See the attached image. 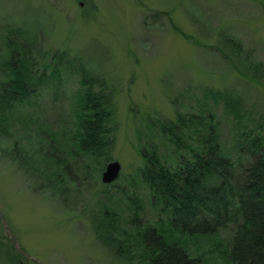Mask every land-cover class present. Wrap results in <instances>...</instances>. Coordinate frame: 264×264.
Returning a JSON list of instances; mask_svg holds the SVG:
<instances>
[{
    "label": "rangeland",
    "instance_id": "obj_1",
    "mask_svg": "<svg viewBox=\"0 0 264 264\" xmlns=\"http://www.w3.org/2000/svg\"><path fill=\"white\" fill-rule=\"evenodd\" d=\"M11 29L41 37L42 61L66 51L106 80L115 90L114 142L108 160L72 154L81 87L74 66L61 70L58 101L43 88L17 106L0 130V264H145L141 247L124 243L137 225L157 227L161 216L142 178L138 142L161 140L147 120L173 119L171 98L184 111L204 107V91L223 93L239 104L243 122L264 130V85L236 74L216 49L220 36H230L239 52L234 58L223 50L228 57L264 64V0H0V49ZM213 106L221 141L230 146L232 122L220 101ZM49 145L61 163L38 152ZM109 161L120 170L104 183ZM131 196L141 201L136 215ZM172 233L206 264H230L218 247L228 239L224 231Z\"/></svg>",
    "mask_w": 264,
    "mask_h": 264
},
{
    "label": "trees",
    "instance_id": "obj_2",
    "mask_svg": "<svg viewBox=\"0 0 264 264\" xmlns=\"http://www.w3.org/2000/svg\"><path fill=\"white\" fill-rule=\"evenodd\" d=\"M10 33L14 36L0 49V130L8 127L9 117L18 105L43 88L51 91L53 102L58 101L61 70L74 66L80 74L81 87L74 102L72 154L108 160L114 142L115 90L80 57L71 59L62 51L45 55L48 61L44 62L37 46L41 42L39 35L31 36L19 29H11ZM216 49L236 74L264 85L263 63L234 59L239 52L237 41L220 36ZM204 97V107L188 104L184 111L171 98L176 107L173 119L147 120L161 140L139 139L138 149L144 160L141 174L150 191L151 206L163 218H158L157 227L137 225L136 234L124 243L138 244L146 255L145 264H206L199 255L188 251L182 239L175 238L173 230L181 235L188 232L200 236L224 231L228 239L218 247L227 263L264 264V130L243 122L239 104L223 93L204 91ZM208 100L212 101L211 106L205 105ZM218 101L233 125L230 146L221 141L215 120L213 105ZM39 147L41 155L55 164L59 162L52 157L51 145L47 150ZM50 173L59 179L56 169ZM55 185L58 191L64 187L60 180ZM128 198L136 215L141 201ZM165 218L166 228L161 224Z\"/></svg>",
    "mask_w": 264,
    "mask_h": 264
},
{
    "label": "water",
    "instance_id": "obj_3",
    "mask_svg": "<svg viewBox=\"0 0 264 264\" xmlns=\"http://www.w3.org/2000/svg\"><path fill=\"white\" fill-rule=\"evenodd\" d=\"M120 164L118 161H109L105 165L104 171L102 172V181L104 183L113 182L119 173Z\"/></svg>",
    "mask_w": 264,
    "mask_h": 264
},
{
    "label": "flooded vegetation",
    "instance_id": "obj_4",
    "mask_svg": "<svg viewBox=\"0 0 264 264\" xmlns=\"http://www.w3.org/2000/svg\"><path fill=\"white\" fill-rule=\"evenodd\" d=\"M8 33H10V32H8ZM10 34H12V33H10ZM13 35V34H12ZM14 36V35H13ZM39 39H41V37L39 38ZM8 40H11V38H8ZM32 41V40H31ZM3 48H4V46H3Z\"/></svg>",
    "mask_w": 264,
    "mask_h": 264
}]
</instances>
